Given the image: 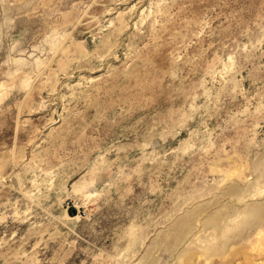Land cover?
<instances>
[{
    "label": "rangeland",
    "instance_id": "1",
    "mask_svg": "<svg viewBox=\"0 0 264 264\" xmlns=\"http://www.w3.org/2000/svg\"><path fill=\"white\" fill-rule=\"evenodd\" d=\"M0 264H264V0H0Z\"/></svg>",
    "mask_w": 264,
    "mask_h": 264
}]
</instances>
